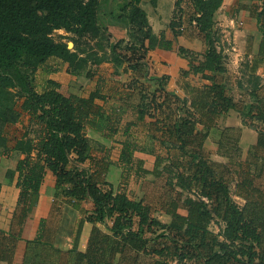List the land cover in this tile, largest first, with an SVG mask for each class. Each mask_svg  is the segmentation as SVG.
<instances>
[{"label": "trees", "instance_id": "trees-1", "mask_svg": "<svg viewBox=\"0 0 264 264\" xmlns=\"http://www.w3.org/2000/svg\"><path fill=\"white\" fill-rule=\"evenodd\" d=\"M116 1L104 17L109 0H0V136L7 124L28 114L29 131L13 145L23 155L5 172L19 187L20 219L32 211L49 170L55 176L56 196L64 195L74 204L87 198L93 202L77 224L72 247L58 255V264H264V94L252 66L237 80L241 96L232 92L226 53L218 47L215 28L222 0L174 1L168 22L174 37H199L204 43L199 52L177 45L178 54L188 60L181 73L210 80L186 90L185 96L167 88L166 75L150 72L148 51L170 49L173 41L152 31L143 0ZM257 1L263 60L264 0ZM107 19L125 27L126 36L111 41ZM59 28L95 38L102 54L94 55L89 45L77 50L55 40L51 33ZM49 56L68 62L72 72L103 60L111 61L115 72H133L128 85L137 88L135 115L137 120L148 118L150 143L132 139L128 128L133 122H128L117 164L125 171L122 182L132 176L138 192H127L125 185L119 188L105 178L112 161L93 158L87 135V128L106 137L116 133L121 111L95 102L108 98L99 87L77 95L62 92L60 83L49 78L36 89V70ZM229 111L257 132L245 162L239 159V128L218 124ZM210 131L217 135L218 151L223 150L226 161L214 159L206 149ZM153 141L165 155L158 153L154 168L148 170L133 152L155 150ZM86 160L94 161L92 170L80 166ZM233 183L242 203L233 197ZM160 211L170 216L168 222L158 217ZM84 220L92 227L81 250ZM6 255L1 252L0 259Z\"/></svg>", "mask_w": 264, "mask_h": 264}, {"label": "crops", "instance_id": "crops-1", "mask_svg": "<svg viewBox=\"0 0 264 264\" xmlns=\"http://www.w3.org/2000/svg\"><path fill=\"white\" fill-rule=\"evenodd\" d=\"M174 1L171 6V15ZM146 2L148 1L143 0L141 6L146 10L151 24L149 11L145 8ZM259 3L257 0H222L215 13V28L220 32L219 42L223 45L222 49L227 57V78L230 86H237L235 94L237 98L241 96L242 90L237 80L242 78L243 72L249 73L251 66L260 79L259 92L264 94V59L262 60L259 55L262 33L255 17ZM154 5L153 10H159L157 0ZM169 20L165 22V26L160 23L151 26L152 31L157 35L163 32L166 38L171 39L173 46L170 49L155 47L148 51L150 72L158 76L166 75L167 88L180 96H185L186 90L201 88L210 83V80L198 73L182 75V69L188 68V60L178 54L176 47L181 44L199 52L204 48V43L199 37L188 38L179 35L175 38L168 26ZM107 28L112 35L111 41L126 36V28L117 23L109 22ZM88 40L91 43L88 50L95 52L96 56L101 55L102 50L94 45L96 39L88 38ZM231 44L234 48L225 51L224 48ZM80 54L83 55L85 52L81 51ZM87 70L91 71L90 75H87ZM49 78L60 83L59 89L62 92L77 95H87L91 90L99 87L100 92L108 98L107 101L96 98L95 102L105 107L114 106L121 111L119 129L116 133L106 137L99 131L87 128V135L90 138L93 158L100 160L104 157V159L112 161L107 166L105 178L115 186L118 185L119 188L125 185L127 192H129L128 189L133 190L130 188L135 184L132 176L125 183L122 182V174L125 171L121 165L117 164L121 141L127 135L123 131L126 124L133 122L128 128L132 139L141 145L150 143L147 135L148 118L137 120L135 115L138 102L137 88L133 89L128 85L134 80L133 72L130 69L115 72L114 65L109 60H103L98 64L89 61L84 68L72 72L68 62L57 56H49L36 70V89L40 90L46 79ZM21 116L25 119L21 117L22 119L17 121L18 126H16L14 134L7 135V130H5V133L1 135L4 140L0 143V151H4V148L7 149L0 153V253L6 252L7 255L0 259V264H58V255H62L63 251L72 247L77 224L80 219L84 218L86 211L92 209L93 202L87 198L76 201L74 204L70 198L64 195L56 196L54 194L55 176L47 170L44 173L32 211L23 220L20 219V210L16 209L19 187L15 185V177L9 180L5 172L8 168H13L17 159L23 155L13 149L15 140L21 137L26 130L29 131L28 114L22 113ZM218 124L221 127L239 128V159L245 162L248 158V149L256 140V130L242 123L235 111H229L220 116ZM29 134L32 133L29 132ZM216 137L217 135L210 131L205 140V147H207L208 140L212 139L215 146H213L214 154L210 153L211 157L218 161H226L227 157L223 154V150L218 151ZM153 142L155 150H135L133 152L134 157L142 160V166L148 170L154 168L158 153L165 155V149L159 147L155 141ZM171 150L175 151V148ZM93 162L86 160L79 164L92 170L95 167ZM235 188L233 183V197L237 202L242 203L243 199L236 193ZM158 217L164 222L170 220V216L162 211L158 212ZM101 226L103 227V225ZM91 227V222L83 221L78 239V248L81 250L86 247ZM6 248L8 249L6 250ZM57 248L62 251H56Z\"/></svg>", "mask_w": 264, "mask_h": 264}, {"label": "rangeland", "instance_id": "rangeland-1", "mask_svg": "<svg viewBox=\"0 0 264 264\" xmlns=\"http://www.w3.org/2000/svg\"><path fill=\"white\" fill-rule=\"evenodd\" d=\"M147 1L148 2H146L145 8L148 9V11H149L148 13H149V16H150V21H151L150 26H152V24H155V23H157V24L160 23V25H164L165 26V22L168 21L170 19V17H171V6H172V3H173V0H157L158 6H159V10H157V11L153 10V8H152L155 5L152 6V3H150L149 0H147ZM116 2H117L116 0H109V2L106 5V13L104 14V17H106V16L108 17L109 16L108 15V11L109 10H113L116 7V5H117ZM106 22L109 23L110 19H107ZM218 33L220 35L219 31H218ZM51 35H52V37L55 40H61V41L65 42L67 44V46L69 48H71V49L76 48L77 50H81V49H84V48H88L91 45V43H89L90 40H88V37L74 35V34L68 32V31L64 30L63 28L55 29L51 33ZM91 40H93V39H91ZM94 42H96V41L94 40ZM101 42H104V40H102ZM236 87L237 86H231L232 92L234 94H236V91H237ZM21 117H23V116H21ZM21 117H20V120L22 119ZM23 119H25V118L23 117ZM16 126H18L17 122L11 123V124H7V127L5 128L7 130V135L9 133L10 134H14L15 131H16V128H17ZM3 140L4 139L0 136V143ZM206 144H207L206 145L207 146L206 147L207 150L210 153L214 154V147L213 146H215V144L213 143V140L209 139ZM130 188H133L136 192L139 191L138 190V188H139L138 184L137 185L134 184L133 186L131 185Z\"/></svg>", "mask_w": 264, "mask_h": 264}, {"label": "built area", "instance_id": "built-area-1", "mask_svg": "<svg viewBox=\"0 0 264 264\" xmlns=\"http://www.w3.org/2000/svg\"><path fill=\"white\" fill-rule=\"evenodd\" d=\"M232 45H233V44H231L230 46L225 47L224 50L226 51V50H229V49H233L234 46H232ZM218 47H221V48H222L223 45L219 42V43H218Z\"/></svg>", "mask_w": 264, "mask_h": 264}]
</instances>
